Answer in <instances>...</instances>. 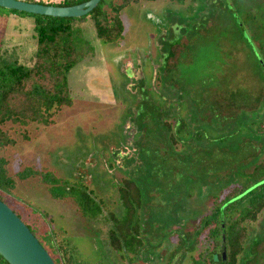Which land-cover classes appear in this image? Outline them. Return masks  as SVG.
Returning a JSON list of instances; mask_svg holds the SVG:
<instances>
[{
	"label": "rangeland",
	"instance_id": "1",
	"mask_svg": "<svg viewBox=\"0 0 264 264\" xmlns=\"http://www.w3.org/2000/svg\"><path fill=\"white\" fill-rule=\"evenodd\" d=\"M251 6L255 9L245 0L130 3L120 11L122 37L107 43L98 39L92 20L87 18L82 23L83 36L92 51L67 75L71 105L63 106L47 126H7L15 139L14 145L0 149L8 160V173L15 176L21 169L31 167L68 181L81 180L107 200L108 209L117 211L116 184L123 176L145 177L140 166V144L160 147L154 133L162 129L164 117L175 118L177 112L186 117L189 140L183 142L185 148L197 144L198 132H202L207 149L219 151L228 139L239 140L240 133L235 131L238 117H245L254 108V115H262L264 109V52L254 37L248 47L238 39L240 33L237 36L231 28L235 21L247 29L241 20ZM0 47L6 58L30 65L36 48L33 18L0 8ZM144 124L148 138L142 144ZM174 131L178 138L180 134ZM243 134L244 143L259 146V142ZM245 153L242 157L235 155L239 163L253 157V152L247 157ZM150 159L153 165L158 163ZM179 167L186 173L192 168L200 170L199 164L194 167L181 163ZM228 172L216 169L207 182L193 176L186 178L180 171L171 172L170 189L183 191L187 184V192L192 194L187 202L185 197L179 198L180 204L177 201L186 209L180 213L181 224L166 225V213L156 203L154 192L148 191L142 214L146 218V246L131 259L121 258L106 244L107 224L82 216L70 198L52 197L46 184L36 177L15 178V186L4 201L50 253L47 235L63 243L85 264H165L177 241L175 229L191 230L211 208L213 194L221 188L219 196L227 193L233 185L226 184ZM237 183L239 179L234 184ZM167 197L165 193L161 195L165 200ZM248 226L249 237L255 233L263 238L252 248V258L246 264H264V210ZM204 244L207 245L202 242L194 252L185 254L180 264H191L192 257L204 250ZM0 264H5L1 258Z\"/></svg>",
	"mask_w": 264,
	"mask_h": 264
},
{
	"label": "trees",
	"instance_id": "2",
	"mask_svg": "<svg viewBox=\"0 0 264 264\" xmlns=\"http://www.w3.org/2000/svg\"><path fill=\"white\" fill-rule=\"evenodd\" d=\"M85 1L87 0H62L59 3L43 0L29 2L69 6ZM139 1L142 0H100L88 14L81 17H53L0 7L15 15L31 16L36 40L34 59L30 65L21 63L15 58H6L0 47V149L15 144V139L7 128L8 125L21 128H26L29 124L47 126L54 122L56 114L63 106L71 105L67 75L72 67L92 51L91 45L83 36L82 23L90 18L98 39L106 43L117 42L123 35L120 11L126 5ZM168 1L177 4L186 2V0ZM245 1L254 4L256 9L251 6L249 10H243L245 13L241 21L247 29H243L242 24L235 21L231 24V28L237 36L240 33L238 39L248 47L252 42L250 38L254 37L256 39L254 42L257 41L264 52V0ZM257 62L260 63L259 60ZM261 77L264 78L263 75ZM209 104L218 108L213 102L209 101ZM255 109L246 112L245 117H238L239 122L235 131L240 133L239 140L228 139L231 135L229 134L227 143L221 144L219 151V148L207 149L202 140L204 137L202 132L197 133V144L194 147L185 148L183 142L189 138L186 117H181L178 112L175 118L164 117L160 122L162 129L154 133L160 147L150 148L140 144L142 146V153L139 154L142 160L140 166L142 164L145 177L123 176L118 180L115 200L117 211L108 209L107 200L98 197L94 189L81 180L68 181L55 176L50 171H38L31 167L21 169L12 176L7 170V158L1 154L0 199L4 201L11 193L16 183L15 178L26 180L29 177H36L46 184L52 197L70 198L82 216L107 224L106 244L121 258L131 259L132 256L141 254L146 246V238L143 235L146 218L142 214L148 199L147 193L154 192L156 203L162 206L163 212L168 217L166 225L181 224L180 213L186 209L179 205L182 202L179 198L185 197L187 202L188 196L191 197L192 194L187 192V184L183 191L170 189L168 180L171 172L180 171L186 178L193 176L207 182L208 177H214L216 169L223 172L227 169L229 172L226 184L233 185L223 197L218 195L222 188L213 194L211 208L198 218L191 230L175 229L177 241L173 249L168 252L165 264H174V262L176 264L178 260L180 264L185 254L194 252L202 242H206L207 245L204 244V250L199 252L197 257H192L191 264H246L252 258V248L263 238L255 233L249 237L248 226L256 222L264 210V109L262 115L258 113L254 115ZM168 114L172 115V109ZM174 121H176L175 127H173ZM174 130L180 134L178 138ZM243 133H246L247 138L259 142V146L244 143ZM147 135L144 124L142 144L143 140H147ZM23 136L27 138L25 132ZM210 137L214 138V136ZM160 149H163L162 153ZM246 150L250 155L253 152L252 158L247 157L249 154L245 153ZM243 153L246 154V161L239 163L235 155L240 154L242 157ZM150 157L155 158L158 163L153 165ZM218 161L221 167H218ZM181 163L194 167L199 164L200 170L192 168L190 173H186L180 170ZM109 166L111 167L110 164ZM246 167L250 169L242 171ZM209 168L211 173L207 170ZM238 179L240 183L234 184ZM163 193L169 196L166 200L161 198ZM173 204L175 208H172ZM29 229L35 234L30 227ZM46 237L51 249L49 254L55 264H85L76 259L63 243L56 241L54 237L48 235ZM39 242L43 244L40 240ZM0 258L5 264H9L1 255Z\"/></svg>",
	"mask_w": 264,
	"mask_h": 264
},
{
	"label": "water",
	"instance_id": "3",
	"mask_svg": "<svg viewBox=\"0 0 264 264\" xmlns=\"http://www.w3.org/2000/svg\"><path fill=\"white\" fill-rule=\"evenodd\" d=\"M99 1L87 0L74 5L58 6L25 0H0V7L53 17H81L88 14ZM0 255L9 264H55L29 227L1 199Z\"/></svg>",
	"mask_w": 264,
	"mask_h": 264
}]
</instances>
